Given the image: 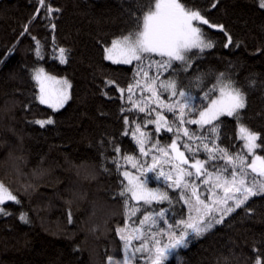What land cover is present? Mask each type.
<instances>
[{"label": "trees", "instance_id": "trees-1", "mask_svg": "<svg viewBox=\"0 0 264 264\" xmlns=\"http://www.w3.org/2000/svg\"><path fill=\"white\" fill-rule=\"evenodd\" d=\"M190 2L210 22L222 25L228 36L202 25L215 46L201 54L188 75L197 69L209 73L207 91L216 83L211 74L227 70L247 93L243 122L264 138V8L259 7V0ZM47 6L59 11L48 14ZM39 7L38 0H0V182L20 201L2 205L11 215H0V264H107L109 255L122 254L116 228L124 224L123 202L118 196L124 179L109 162L117 156L112 144L122 149L121 154L140 157L132 133L124 134L123 117L145 119L138 111L122 112L132 107L127 93L122 99L115 86L105 83L112 79L126 88L133 76V65H115L104 59V46L128 26V3L46 0V7L37 14ZM29 21L28 32L21 35ZM60 48L66 50L65 63L59 61ZM36 67L66 76L71 83L70 98L59 110L38 102L31 76ZM167 76L164 73L161 79ZM194 95V103H201L203 92ZM50 117L54 122L44 127L33 122ZM220 124L217 143L240 151L243 145L236 120L223 116ZM188 127L195 129L196 125ZM146 131L161 143L171 142L173 136L164 130L156 134L152 124ZM257 151L264 156V149ZM200 158H205L203 153ZM140 159L151 162V155ZM121 164V171L139 175L130 164ZM180 209L184 214L188 210L184 205ZM21 212L27 213L30 223L19 219ZM260 252H264V196L251 198L222 223L192 237L188 247L180 250V258L164 264H254Z\"/></svg>", "mask_w": 264, "mask_h": 264}, {"label": "snow or ice", "instance_id": "snow-or-ice-1", "mask_svg": "<svg viewBox=\"0 0 264 264\" xmlns=\"http://www.w3.org/2000/svg\"><path fill=\"white\" fill-rule=\"evenodd\" d=\"M38 2L37 14L46 7V0ZM127 3L128 26L110 45L104 46V59L115 65H133V76L126 88L112 79L105 83L115 86L122 99L127 93L126 100L132 107L122 108V112L145 114L143 121L124 116V134L132 133L140 157L151 155V162L134 154H121L122 149L112 144L117 156L109 162L127 182H120L118 192L123 202L124 224L116 228L123 255H109L107 264H164L171 254L187 248L192 236H202L237 208L245 207L251 198L264 196V156L256 152L264 149V138L243 122L241 113L247 107V93L227 70L211 74L216 83L207 91L204 88L209 73L197 69L188 75L201 54L215 46L201 25L224 31L228 36L222 25L210 22L190 0H127ZM212 7H216L215 3ZM259 7L264 8V0H259ZM54 11L59 9L47 6L48 14ZM36 18L33 16V20ZM31 22L25 24L21 35L28 32ZM228 39L231 43L230 36ZM59 53L60 63H65L66 50L60 48ZM154 56L161 59L155 60ZM153 69L155 72L150 75ZM164 73L168 76L161 79ZM32 78L40 85L39 103L47 104L53 111L62 108L70 98L68 89L72 85L68 80L49 76L43 68L36 69ZM45 81L52 82L54 87L46 88ZM197 91L203 92L199 104L194 103ZM223 116L237 122L238 138L244 142L240 151L233 152L217 143ZM33 122L44 127L54 121L48 118ZM148 124L154 125L156 134L162 130L173 133L171 143L153 142V134L146 131ZM202 153L204 159L200 158ZM121 161L130 164L139 175L126 169L121 171ZM153 179L159 187L149 186ZM169 189L176 195H171ZM5 201L20 203L0 183V215H11L2 207ZM164 203L168 207L154 206ZM181 203L189 209L186 216L177 213L176 205ZM19 219L30 223L26 212H21ZM254 264H264V252L257 254Z\"/></svg>", "mask_w": 264, "mask_h": 264}, {"label": "rangeland", "instance_id": "rangeland-1", "mask_svg": "<svg viewBox=\"0 0 264 264\" xmlns=\"http://www.w3.org/2000/svg\"><path fill=\"white\" fill-rule=\"evenodd\" d=\"M202 26V25H201ZM107 61V60H106ZM110 62V61H109ZM38 68H42V67H36V68H34L33 69V71H32V74H31V76L33 77V74H34V72H35V70L36 69H38ZM44 72L47 74V75H49V76H54V77H56L58 80H60V79H66V80H68V78L66 77V76H57V75H53V74H51V73H48V72H46L45 70H44ZM33 79V78H32ZM34 82H35V84H36V88H37V97L39 96V88H40V85L35 81V80H33ZM69 81V80H68ZM45 87L46 88H50V87H54V85L52 84V82H50V81H45ZM68 93H69V97H70V89H68ZM218 95V94H217ZM38 100V99H37ZM69 100V99H68ZM67 100V101H68ZM38 102H39V100H38ZM66 104V103H65ZM64 104V105H65ZM42 105H44V106H46V107H48L47 106V104H42ZM49 108V107H48ZM51 110H52V108H50ZM60 109V108H59ZM58 109V110H59ZM53 111V110H52ZM51 118V117H50ZM48 119V118H47ZM52 119V118H51ZM153 119H155V116H154V118ZM237 135H238V125H237ZM155 140H159L158 138H154L153 139V142H155ZM241 140V139H240ZM241 142H242V145H243V141L241 140ZM169 143H171V142H169ZM256 152H257V154H259V152L256 150ZM260 155V154H259ZM123 170H125V169H123ZM122 170V171H123ZM127 170V169H126ZM129 172H131L133 175H137L136 173H134V172H132V171H130V170H128ZM138 176V175H137ZM123 177V176H122ZM123 179H124V182L126 183L127 181L125 180V178L123 177ZM1 183V182H0ZM149 186L150 187H159L160 185L159 184H156V185H150V183H149ZM203 187V186H202ZM10 191V190H9ZM169 191V193L171 194V195H173V196H175L174 194H173V192H172V190L171 189H169L168 190ZM5 202H8V201H5ZM183 204L181 203V204H178V205H176V210H177V213H180V212H182V210L180 209L181 208V206H182ZM157 206V205H156ZM163 207H168V205H167V203H164V204H161V205H159V206H157V209H159V208H163ZM188 209V208H187ZM188 211H189V209L188 210H185V216L187 215V213H188ZM184 213V212H183ZM195 211H193V215L195 216ZM139 215V214H138ZM134 220H136V222L138 223V220L134 217L133 218ZM215 225V224H214ZM192 237H195V236H192ZM134 243H138V242H135L134 241ZM180 250L181 249H179V250H177L176 252H174L173 254H171L170 256H169V258L168 259H170V258H176V259H178V258H180V256H181V253H180ZM123 255V253L121 254V256ZM120 256V257H121Z\"/></svg>", "mask_w": 264, "mask_h": 264}]
</instances>
